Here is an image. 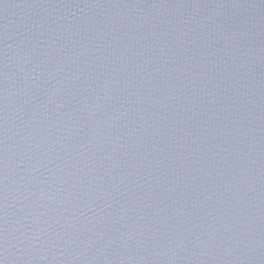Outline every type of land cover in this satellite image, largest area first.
Instances as JSON below:
<instances>
[{
    "label": "water",
    "instance_id": "obj_1",
    "mask_svg": "<svg viewBox=\"0 0 264 264\" xmlns=\"http://www.w3.org/2000/svg\"><path fill=\"white\" fill-rule=\"evenodd\" d=\"M0 264H264V0H0Z\"/></svg>",
    "mask_w": 264,
    "mask_h": 264
}]
</instances>
